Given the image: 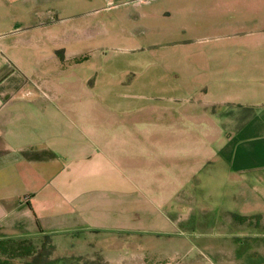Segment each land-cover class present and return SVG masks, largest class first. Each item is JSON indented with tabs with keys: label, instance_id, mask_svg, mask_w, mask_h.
Returning a JSON list of instances; mask_svg holds the SVG:
<instances>
[{
	"label": "crops",
	"instance_id": "obj_1",
	"mask_svg": "<svg viewBox=\"0 0 264 264\" xmlns=\"http://www.w3.org/2000/svg\"><path fill=\"white\" fill-rule=\"evenodd\" d=\"M208 220L264 264V0H0V240L187 264Z\"/></svg>",
	"mask_w": 264,
	"mask_h": 264
},
{
	"label": "rangeland",
	"instance_id": "obj_2",
	"mask_svg": "<svg viewBox=\"0 0 264 264\" xmlns=\"http://www.w3.org/2000/svg\"><path fill=\"white\" fill-rule=\"evenodd\" d=\"M254 226L252 229H255ZM199 232H202L204 237L196 234L195 238H192L195 245L198 248H193L188 250L185 254H182L181 257L185 258V262L187 264H219L221 258L224 254H220L216 249L209 248L208 242H213V245L217 246H232L236 240H232V238L228 235L231 233L232 230L229 227H222L218 223H214L211 220H208L201 228L197 229ZM197 231V232H198ZM154 241L151 242V248L147 250L145 253L149 261H157L161 260L164 261L166 259H173V257L178 256L174 253V245L173 243L169 242V240L164 236L155 235L153 238ZM242 241V239L240 240ZM259 243H264V238L253 237L251 239H246L245 244L249 246L259 245ZM143 257V254H130L124 253L122 257L126 260L136 257ZM229 257L231 258H239L240 261H249L251 258H259V255H252L249 252L243 251L241 254H230ZM52 258H54V250L52 252ZM87 261L91 264H109L102 255H95L94 258L87 259L85 257H74V259H70L68 263L70 264H87ZM126 264H130L126 262Z\"/></svg>",
	"mask_w": 264,
	"mask_h": 264
},
{
	"label": "trees",
	"instance_id": "obj_3",
	"mask_svg": "<svg viewBox=\"0 0 264 264\" xmlns=\"http://www.w3.org/2000/svg\"><path fill=\"white\" fill-rule=\"evenodd\" d=\"M241 221L247 220L246 217H239ZM54 245L48 236L44 237V242L41 248H36L28 241H21L17 244V241L11 239L0 240V253L5 259H0V264H15L14 259L20 258L26 260L19 264H70L68 261L74 259V257L67 258H52V252ZM87 264H91V261Z\"/></svg>",
	"mask_w": 264,
	"mask_h": 264
}]
</instances>
